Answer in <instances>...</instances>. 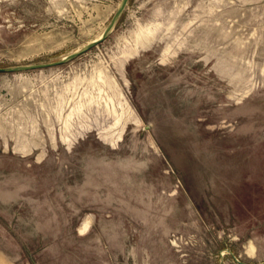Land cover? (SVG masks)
Instances as JSON below:
<instances>
[{
	"label": "rangeland",
	"instance_id": "1",
	"mask_svg": "<svg viewBox=\"0 0 264 264\" xmlns=\"http://www.w3.org/2000/svg\"><path fill=\"white\" fill-rule=\"evenodd\" d=\"M120 2L0 0V67ZM0 264H264V0H128L0 72Z\"/></svg>",
	"mask_w": 264,
	"mask_h": 264
},
{
	"label": "water",
	"instance_id": "2",
	"mask_svg": "<svg viewBox=\"0 0 264 264\" xmlns=\"http://www.w3.org/2000/svg\"><path fill=\"white\" fill-rule=\"evenodd\" d=\"M127 1L128 0H121V2L119 4V6L117 7V10L115 11L111 21L109 22L108 26L102 32L100 38L95 39L92 42H88L81 49L75 50L74 52L67 54V55L61 57L59 60H56L53 62L33 63V64H23V65H16V66L0 67V72H17V71H27V70H32V69L45 68V67H49V66L60 65V64L65 63L68 60L75 58L76 56H78L83 51L88 50L91 47H93L94 45L98 44L100 41H102L108 35L110 30L114 26L117 18L122 13Z\"/></svg>",
	"mask_w": 264,
	"mask_h": 264
},
{
	"label": "bare ground",
	"instance_id": "3",
	"mask_svg": "<svg viewBox=\"0 0 264 264\" xmlns=\"http://www.w3.org/2000/svg\"><path fill=\"white\" fill-rule=\"evenodd\" d=\"M88 227V225L86 224V226L84 227V229H86ZM81 230H83V229H81Z\"/></svg>",
	"mask_w": 264,
	"mask_h": 264
}]
</instances>
